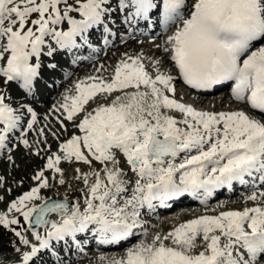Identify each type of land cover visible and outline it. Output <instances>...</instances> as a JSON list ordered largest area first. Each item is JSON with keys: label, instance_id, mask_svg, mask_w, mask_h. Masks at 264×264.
Segmentation results:
<instances>
[{"label": "snow or ice", "instance_id": "obj_1", "mask_svg": "<svg viewBox=\"0 0 264 264\" xmlns=\"http://www.w3.org/2000/svg\"><path fill=\"white\" fill-rule=\"evenodd\" d=\"M117 21L129 32L141 21L165 31L175 26L164 46L156 47L176 75L162 71L160 59L151 62L153 74L142 55L125 54L108 78L77 81L76 94L53 106L61 113L60 131H67L65 121L74 131L47 156L44 168L60 174L61 185V161L91 167L95 160L103 168L75 169V179L86 188L83 206L67 197H41V189L49 187L41 169L32 177L36 185L0 211V226L28 249L14 243L16 264H69L61 253L83 251L79 234H90L99 244H118L141 225L142 209L154 210V201L167 207V201L188 193L206 204L216 190H231L234 183L264 185V0H0V81L32 95L42 56L93 49L97 30L107 46ZM46 67L55 70L57 64ZM178 81L194 90L227 86L231 99L244 107L198 110L175 98ZM90 100L96 107L88 111ZM37 124L31 105L14 106L0 89V152L11 153L19 144L32 149L27 133L46 135ZM51 135L60 139L57 131ZM117 151L134 180L116 166ZM245 199L262 203L200 215L135 244L120 258L101 255L100 264H264V191L254 190ZM21 217L27 227L18 230L13 226L21 225Z\"/></svg>", "mask_w": 264, "mask_h": 264}, {"label": "rangeland", "instance_id": "obj_2", "mask_svg": "<svg viewBox=\"0 0 264 264\" xmlns=\"http://www.w3.org/2000/svg\"><path fill=\"white\" fill-rule=\"evenodd\" d=\"M60 58V62L57 63L56 60V64L59 67H63L66 65V60L65 57H59ZM64 61V62H63ZM49 63H54L53 60L51 61H46V63H44V68L43 71H46L48 74L52 73V71L46 67L47 64ZM117 64V62H114L112 65H108L106 64V67L104 66V63L102 62L101 65L103 66L101 68V66L96 65V68L93 69L94 67H91L90 69H88V65L89 64H85L84 66L80 67L79 69H77L75 71V76L72 77L71 79H69L67 81V83L64 85L63 89H61V91H59L57 93V97L62 96L61 93L65 95H69L73 94L76 92L75 89V84L77 81L79 80H83L85 77H89V76H101L104 78L108 77L107 75L114 69L115 65ZM167 68H169L167 66ZM97 69H100V71H97ZM66 80V79H65ZM65 83V81H64ZM11 84V83H9ZM4 85L2 81H0V89H4L6 91V93L8 95H10V93L12 92V90L14 88H12L10 90V85ZM46 86H47V82L45 80H40V82L38 83V88L41 89V93L45 94V90H46ZM65 87L66 91H65ZM14 91V90H13ZM50 94L49 102H45L44 104H42L44 108L42 111H40V116L38 117V124L36 125V128H41L44 127L45 128V137H38L35 131H32L31 133H29L28 136V140L29 143L32 144V149H28V148H21V151H16L19 147H22V144L20 145L17 141V143L19 144L18 147L14 148L15 150H13V158L12 160L9 161L7 160L6 162L3 160H0V177H3V181H0V197H3V200H0V211L6 210L8 204L16 199L18 196L22 195L24 192L29 191V190H24L23 186V177H27L30 176V183H31V188L34 187L36 185V181H34L32 179L33 175L41 170L44 169L45 171V175L48 177V181H49V188H46L43 190V194L41 197H45L46 193L48 192V189H51V195L53 197L56 196H60V195H66L70 192V190L68 189H84L85 192L83 193V195L76 197L75 200L76 201H80L82 200V197H84L85 193H86V188L83 185L82 181L80 180H76L75 176L77 175L75 169L76 168H80L81 172H90L93 169L95 170H100L103 168V165L98 161V162H92L91 167L89 165L83 164L81 162H74L69 164L68 162L65 161H61L60 167L62 169H64V179H65V184L60 185L61 187H59V178H60V174L58 173H53L52 170H48L44 168V165L46 163V159L47 156L51 153V152H57L58 151V144L68 138L70 136V134L74 131L73 127H72V122H68L65 121L66 125H67V131H60V124L57 120V117L61 116L60 112L55 111V109L53 107L48 108V105L50 103V100L53 99V96H55V94L53 93V95ZM113 96H109L107 97V100L110 101L112 98H114ZM222 94H218L216 96H210L206 101L207 104L209 105H214L217 104L219 106L222 105H229V102L224 99V100H220L219 98L221 97ZM16 99L15 102L17 104H20L21 100L20 97L15 95ZM56 97V98H57ZM44 99L46 100V97H44ZM99 100L101 102H104L105 98L103 96L99 97ZM61 101L64 102V98H61ZM46 104V105H45ZM60 101H55L53 103V105L59 107L60 105ZM91 104V105H90ZM90 105V107H89ZM89 105L86 107V110L91 111L92 108L96 107V102L90 100L89 101ZM62 111V110H61ZM171 111H169L168 114H170ZM83 113L79 114L77 116V119L82 118ZM45 117H47V119H45ZM63 118V117H61ZM27 119V115L25 116V120ZM51 131H57L58 135L60 137L59 140H57L55 137H53L51 135ZM47 140V143H41L39 145L35 144L34 141L35 140ZM16 142V141H14ZM15 144V143H14ZM50 146V147H49ZM39 148L40 149V154L36 155L35 154V150ZM8 153V152H7ZM8 156V154H7ZM125 163L124 167H120V164H117V167H120L122 169H124V171L127 173V176L125 177L126 179L130 178L131 174H129L127 172V162L122 161V159H119V162ZM40 165V166H39ZM108 166L111 167L112 163L108 162ZM101 176L103 177V173L101 172ZM90 182H94V177L90 176ZM56 181V182H55ZM2 182H4L5 184L2 185ZM54 183V185H53ZM30 188V189H31ZM66 188V189H65ZM56 189V190H55ZM18 191V192H17ZM12 192H17L16 194H13ZM57 192H60V195H55L57 194ZM61 192H66V194H61ZM50 193H47V196H49ZM236 200H238V202H242V200L238 199V197H233L231 198L229 201L230 202H237ZM39 200L35 201V203H37ZM221 203V202H219ZM218 202H214L210 205L211 208L218 210L219 208H217L219 205ZM186 209H190V207L185 208H178L176 210H173L172 212L169 213H164L162 214V217L160 219V221L165 220V226H162L160 228H158L157 230L155 228H153V230L151 229L150 233L147 235L146 239H143L144 242H151L153 237L159 233L161 235H165L166 231L171 229L174 224L176 223V218H174L175 216H179L181 212H183ZM172 223V224H171ZM28 235H30V233H27ZM1 239V236H0ZM30 240H33V237L30 238ZM33 242H35L33 240ZM166 243H168V241H166ZM198 244L201 243V241H197ZM9 244H6L7 248H1L0 247V257H4V259L2 260V262H5L7 260H13L16 261L18 260V255L17 253L14 251V247H9ZM15 246L17 247H21L24 248V250H28L25 246L20 245L19 242L15 243ZM197 251H199V249H197ZM124 255V252H120V253H116L115 255L121 256ZM87 260H90L89 258H86ZM91 263L89 264H94L93 262L95 260H90ZM69 262V261H68ZM14 263V262H13ZM86 263V262H85ZM78 264V261L75 263ZM96 264H100V261H98Z\"/></svg>", "mask_w": 264, "mask_h": 264}, {"label": "bare ground", "instance_id": "obj_3", "mask_svg": "<svg viewBox=\"0 0 264 264\" xmlns=\"http://www.w3.org/2000/svg\"><path fill=\"white\" fill-rule=\"evenodd\" d=\"M129 47H132V46H129ZM108 77H109V76H108ZM108 77H105V78H108ZM58 78H59V77H58ZM56 81L60 82V87H59V88H61V86L64 84L65 78L63 77L62 79H57ZM13 90H14V91H13ZM13 90H12V92L10 93V97H11V102H12L13 105L15 106L14 100H15L16 97L14 98V95H15L16 91H15V89H13ZM49 93L52 94V95H53V93L56 94V90H54V91H51V90H50ZM50 94H49V95H50ZM49 95L46 96V100H45L43 97H41V98H38L37 101H40L41 104H44L45 102L48 103V102H49V99H48V98L50 97ZM52 95H51V96H52ZM204 101H205V100L201 99L200 102H199V101H198V102H199V104H203ZM45 105H46V104H45ZM43 107H44V106H43ZM42 109H43V108H42ZM122 161H123V160H122ZM124 164H125V163H124ZM60 185H61V184H59V187H61ZM55 190H56V189H55ZM61 194H66V192H61ZM55 195H60V192H57V194H55ZM37 203H40V201H38ZM49 218H50V219H59V217H58L57 215H52V216H50ZM39 230L43 233V229H39ZM152 230H153V229H152ZM125 253H126V252H124V255H125ZM117 254H118V253H117ZM124 255L122 254L121 256H118V257H117V255H115V254H114L113 256L110 255V254H105L104 256H106V257L120 258V257H122V256H124ZM95 262H97V260H95L93 263H95ZM88 263H89V262H88ZM13 264H15V263H13Z\"/></svg>", "mask_w": 264, "mask_h": 264}]
</instances>
